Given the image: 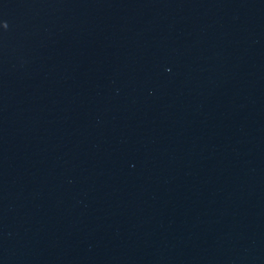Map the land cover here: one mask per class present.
I'll use <instances>...</instances> for the list:
<instances>
[{
	"label": "water",
	"instance_id": "obj_1",
	"mask_svg": "<svg viewBox=\"0 0 264 264\" xmlns=\"http://www.w3.org/2000/svg\"><path fill=\"white\" fill-rule=\"evenodd\" d=\"M0 21V264H264V0Z\"/></svg>",
	"mask_w": 264,
	"mask_h": 264
},
{
	"label": "snow or ice",
	"instance_id": "obj_2",
	"mask_svg": "<svg viewBox=\"0 0 264 264\" xmlns=\"http://www.w3.org/2000/svg\"><path fill=\"white\" fill-rule=\"evenodd\" d=\"M0 26H2L3 28H5V27L3 26V22H2V21H0Z\"/></svg>",
	"mask_w": 264,
	"mask_h": 264
}]
</instances>
